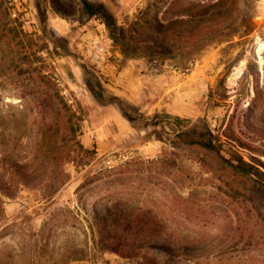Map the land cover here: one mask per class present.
<instances>
[{
	"label": "rangeland",
	"instance_id": "rangeland-1",
	"mask_svg": "<svg viewBox=\"0 0 264 264\" xmlns=\"http://www.w3.org/2000/svg\"><path fill=\"white\" fill-rule=\"evenodd\" d=\"M78 1L12 0L21 42L0 37V259L69 263L67 244L117 203L181 234L175 260L157 254L162 264H264V219L249 188L232 190L210 156L173 146L181 131L210 130L225 157L264 171V0H90L114 16L110 28ZM41 72L82 108L83 148L66 145L67 163L54 159L52 130L43 134ZM153 255L105 252L99 264Z\"/></svg>",
	"mask_w": 264,
	"mask_h": 264
},
{
	"label": "trees",
	"instance_id": "trees-1",
	"mask_svg": "<svg viewBox=\"0 0 264 264\" xmlns=\"http://www.w3.org/2000/svg\"><path fill=\"white\" fill-rule=\"evenodd\" d=\"M78 3L79 12L88 19L99 17L107 27L115 25V18L104 3H95L90 0H79ZM14 7L12 0H0V37L6 39L10 46L21 42V35L24 32L19 17H12ZM61 8L65 11L63 5ZM178 22L179 20H174L172 24ZM140 23L144 27L149 24L148 20H142ZM122 35L125 36L124 30H122ZM146 48L149 49V45H146ZM33 54L36 56V52ZM40 80L46 83L48 88L40 90L38 87L33 93L40 94V97L43 96V109L46 110L47 115L49 114L51 123L49 129L43 130V134L52 130V150L56 153L54 159L57 164L60 160L67 163L70 157L63 158L60 155L66 145L73 142L77 147L83 148L79 140L83 121L82 108L80 105L75 106L74 103H70L62 94L58 84L53 79H49L48 74L41 72ZM91 89L99 98H107L104 89L100 88L97 91ZM109 98L115 100L117 97L110 95ZM42 137L45 140L46 136ZM175 137L178 141L174 142L173 146L183 145L197 148L204 153V156H210L213 159L212 171L218 174L226 184L232 186V190L237 184L247 186L250 195L260 206L262 210L260 213L264 219V171L257 165L245 161L240 154L234 159L225 157L210 130L200 134H197L195 129L181 131ZM259 162L264 166L262 161ZM2 196L0 187V226L4 214ZM105 206L104 213L96 210L89 227L84 230L83 239L80 242L72 241L67 244L68 250L62 254L63 258L71 256L73 259L70 262L88 260L91 264H99L100 257L105 252H115L123 258L138 259H147L152 252L153 260L148 264H162V258H157V254H162L172 260L177 258L176 253L179 250L177 244L181 241V234L176 230L167 232V222L160 224L158 218L146 214L140 216L131 212L120 214L121 209L117 203H112V205L107 203ZM67 222L59 224L63 225ZM76 252L83 254V257H76V255L73 257ZM0 260H2L0 264H13L11 260L10 262H6L3 258ZM70 262H60V264H71Z\"/></svg>",
	"mask_w": 264,
	"mask_h": 264
}]
</instances>
